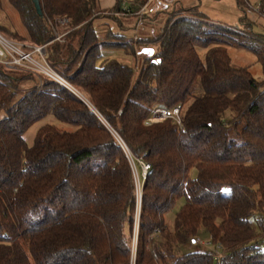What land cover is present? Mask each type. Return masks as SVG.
I'll use <instances>...</instances> for the list:
<instances>
[{"label":"trees","instance_id":"obj_1","mask_svg":"<svg viewBox=\"0 0 264 264\" xmlns=\"http://www.w3.org/2000/svg\"><path fill=\"white\" fill-rule=\"evenodd\" d=\"M7 1L25 39L47 43L49 64L83 97L0 67V264H131L142 163L134 264H264V78L233 66L225 47L255 53L264 76V36L252 23L240 18L237 31L189 8L134 73L115 58L95 64L97 0H39L42 15L32 0ZM59 17L67 40L48 43ZM157 107L178 108L181 126L154 118ZM49 114L74 128L45 123L28 145L27 129ZM181 197L170 231L164 214ZM201 227L218 257L180 251Z\"/></svg>","mask_w":264,"mask_h":264},{"label":"rangeland","instance_id":"obj_2","mask_svg":"<svg viewBox=\"0 0 264 264\" xmlns=\"http://www.w3.org/2000/svg\"><path fill=\"white\" fill-rule=\"evenodd\" d=\"M120 1L122 10L115 12L112 9L115 6L116 0H97L93 17V26L98 37V56L95 60L97 66L101 65L105 59L115 58L133 66L134 73H137L136 71L143 64V58L146 55L143 50L145 48L157 49L158 45L154 42L155 38L163 33L167 22L177 17L191 14L187 9L192 7H195L197 12L206 15L208 21L232 28H239L237 31L246 29L240 23V18L248 19L252 23V31L255 34L264 36V12L256 9L257 6L263 5L261 0H241L240 2L238 0H145L140 5L144 7V12L140 15L137 12L141 7H136L135 4L141 3V0ZM131 5H133L132 8L130 7ZM50 22L52 20L49 21V25ZM0 26L5 28V30L0 29L3 36L31 43L25 39L26 29L19 14L7 0L1 1ZM61 28L60 30H62ZM13 34L18 35L17 37L19 38H16ZM236 39L239 38L236 37ZM225 47L229 52L233 66H246L256 79L262 80L264 78L261 63L255 53L237 46L225 45ZM204 52L205 50H200L202 56ZM44 79L42 78V80ZM36 81L37 83L39 82L37 77ZM30 87L32 86L26 84V88ZM71 87L75 91L77 90L74 86ZM78 95L83 97V94L78 93ZM45 123L53 124L65 130H72L74 128L72 125L58 120L49 114L34 122L27 129L24 137L28 145L33 143L37 129ZM133 172L137 205L138 198L142 196L143 181L140 179L142 178L143 180L145 178L143 172L145 173L146 171L143 170L142 166V176L140 179L135 167H133ZM191 175L192 177L196 176L195 169L191 172ZM184 202V197L179 198L164 214V223L168 230H173L175 214ZM261 217L264 222V211ZM133 223L135 224V222ZM252 223L255 224L254 218H252ZM197 239L210 242V235L201 227L198 234L193 238L194 242L190 239L186 243L181 244L180 251L183 253L197 250L212 251L213 246L211 244L209 247L202 246L198 244L199 241L197 242ZM260 250L264 251V237L260 243Z\"/></svg>","mask_w":264,"mask_h":264},{"label":"built area","instance_id":"obj_3","mask_svg":"<svg viewBox=\"0 0 264 264\" xmlns=\"http://www.w3.org/2000/svg\"><path fill=\"white\" fill-rule=\"evenodd\" d=\"M257 10L264 12V5L256 7ZM144 12V7L137 12V14H142ZM50 27L53 33V38L48 43L57 41L59 43H64L67 40V35L69 29H67V19L66 18H56L50 22ZM60 27H62L60 30ZM46 44L35 45L32 43H27L26 41L16 40L12 38H7L3 36L0 32V67L9 71H21L35 75L39 82L37 83L38 90L41 89L43 85L42 78L49 79L51 81L57 82L64 87L70 89L74 93L78 94L77 91L72 89L69 82L60 75L47 60ZM154 118L161 119L166 117H171L179 126H181V119L178 113V108L172 109L171 112L164 108L157 107L152 113ZM143 170L146 171L148 165L142 163ZM137 199V198H136ZM135 211V224H134V235H133V245H132V256L131 264L135 261V251L137 242V232H138V219L141 206V197L138 198ZM159 233V229L156 228L154 234L149 237L152 238ZM199 241V242H198ZM198 244L209 247L210 242L197 239ZM221 247L216 245L212 248V254L218 257L221 254Z\"/></svg>","mask_w":264,"mask_h":264},{"label":"water","instance_id":"obj_4","mask_svg":"<svg viewBox=\"0 0 264 264\" xmlns=\"http://www.w3.org/2000/svg\"><path fill=\"white\" fill-rule=\"evenodd\" d=\"M34 3V7L36 9V12L38 13V15H42V8H41V4L39 0H32ZM145 53L148 52L149 54L153 53V49L150 48H145L143 50ZM146 173V172H145ZM145 173L143 172V176H145ZM194 242V240H192Z\"/></svg>","mask_w":264,"mask_h":264}]
</instances>
